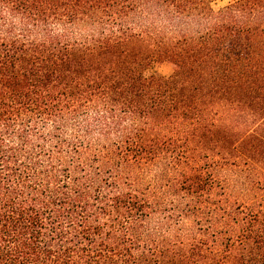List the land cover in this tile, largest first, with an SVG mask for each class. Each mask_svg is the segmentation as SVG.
I'll return each mask as SVG.
<instances>
[{
	"label": "trees",
	"instance_id": "16d2710c",
	"mask_svg": "<svg viewBox=\"0 0 264 264\" xmlns=\"http://www.w3.org/2000/svg\"><path fill=\"white\" fill-rule=\"evenodd\" d=\"M219 1L0 0V264H264V0Z\"/></svg>",
	"mask_w": 264,
	"mask_h": 264
},
{
	"label": "rangeland",
	"instance_id": "374dc122",
	"mask_svg": "<svg viewBox=\"0 0 264 264\" xmlns=\"http://www.w3.org/2000/svg\"><path fill=\"white\" fill-rule=\"evenodd\" d=\"M232 0H220L217 2V7L223 6L230 2ZM174 72L173 66L170 63L164 62V63H154L149 67L147 70L148 75H158L161 77L168 78L170 77Z\"/></svg>",
	"mask_w": 264,
	"mask_h": 264
}]
</instances>
